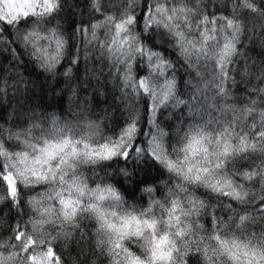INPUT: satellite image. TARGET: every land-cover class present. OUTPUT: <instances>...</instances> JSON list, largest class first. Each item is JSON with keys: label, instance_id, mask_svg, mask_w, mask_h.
<instances>
[{"label": "snow or ice", "instance_id": "1", "mask_svg": "<svg viewBox=\"0 0 264 264\" xmlns=\"http://www.w3.org/2000/svg\"><path fill=\"white\" fill-rule=\"evenodd\" d=\"M83 5L0 0V264H264V0Z\"/></svg>", "mask_w": 264, "mask_h": 264}, {"label": "trees", "instance_id": "2", "mask_svg": "<svg viewBox=\"0 0 264 264\" xmlns=\"http://www.w3.org/2000/svg\"><path fill=\"white\" fill-rule=\"evenodd\" d=\"M72 0H69V3H71ZM262 0H257V4L261 3ZM81 3V7H83V0H80ZM74 19L78 22L80 17L79 15H77L76 17H74ZM64 27L68 29V32L71 31V29L68 27V23L64 24ZM257 31L259 32V28H257ZM24 59L26 61H28V57L25 56ZM27 71L25 72V77L26 78H30L34 85H36L35 91L37 93V95L41 94L40 92V86L41 85H45L47 87H51L53 85V81H46L45 80V76L41 74V70L40 68L33 64L31 61H28L27 65H26ZM24 95V93H20L17 94V96L12 97L11 100L9 101V98H5L3 100V104L5 106H8L9 103L11 104V107L9 108V112H11L14 109H17L19 107L17 101L20 99V97ZM90 95V93H89ZM9 96H11V93L9 94ZM44 100L46 102V104L48 105H57L58 104V99L53 95V93L51 91H47L44 94ZM23 101H21L22 103ZM38 103L37 100H33L32 104H36ZM65 108L69 107V102L66 100L65 104H64ZM49 111H56L59 112V108L58 107H53L50 108ZM79 109L78 108H73V112H78ZM92 119H95L96 117V113L90 114ZM116 116L119 117V113H116ZM106 123L108 122L107 120L105 121ZM130 170L131 167H130ZM109 172H111L112 170L109 169ZM101 175H103V173H101ZM137 179H147L149 183H153L155 182H159L158 180V176L157 173L155 171H152L151 173H149L148 175L145 174V172H139L137 174ZM126 187H129V189L131 190V185H126ZM126 198L129 199L130 201L132 200L131 197H128L127 194ZM142 195H145L144 193L138 191L135 195V200L137 202L140 201V198ZM145 201H147V196H145ZM84 231H90V226L87 225V222H85V228L83 229ZM89 237H85L83 240L80 239V237L77 235L72 241H70L67 245H64L63 247H61L60 251L63 253L65 260L67 261V264H76L77 260L83 261L85 256L84 254H82L81 249H83L84 253H87L88 248H89Z\"/></svg>", "mask_w": 264, "mask_h": 264}]
</instances>
